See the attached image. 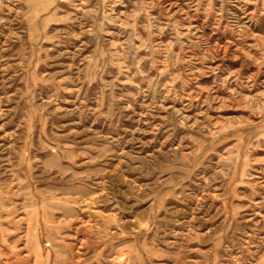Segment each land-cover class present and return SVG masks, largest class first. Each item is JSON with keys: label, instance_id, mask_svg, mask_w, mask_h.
Masks as SVG:
<instances>
[{"label": "rangeland", "instance_id": "374dc122", "mask_svg": "<svg viewBox=\"0 0 264 264\" xmlns=\"http://www.w3.org/2000/svg\"><path fill=\"white\" fill-rule=\"evenodd\" d=\"M0 264H264V0H0Z\"/></svg>", "mask_w": 264, "mask_h": 264}]
</instances>
